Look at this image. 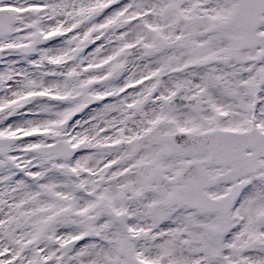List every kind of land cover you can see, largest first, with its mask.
Returning <instances> with one entry per match:
<instances>
[{
    "label": "snow or ice",
    "instance_id": "obj_1",
    "mask_svg": "<svg viewBox=\"0 0 264 264\" xmlns=\"http://www.w3.org/2000/svg\"><path fill=\"white\" fill-rule=\"evenodd\" d=\"M0 264H264V0H0Z\"/></svg>",
    "mask_w": 264,
    "mask_h": 264
}]
</instances>
